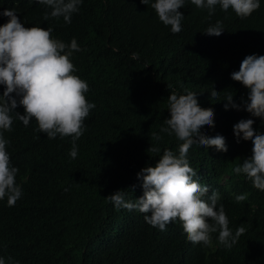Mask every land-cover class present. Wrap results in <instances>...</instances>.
Here are the masks:
<instances>
[{
    "label": "trees",
    "instance_id": "16d2710c",
    "mask_svg": "<svg viewBox=\"0 0 264 264\" xmlns=\"http://www.w3.org/2000/svg\"><path fill=\"white\" fill-rule=\"evenodd\" d=\"M138 1L82 0L66 23L62 16L45 21L44 14L52 9L36 0H0V13L15 6L25 27L51 28L52 37L66 44L76 39L81 51L70 57L74 74L87 82L86 100L96 105L75 142L76 158L70 156L72 137L49 139L36 131L34 118L25 126L12 113V130L3 136L9 141L10 166L19 169L15 181L22 183V195L13 206L7 197L4 207L0 205V257L6 264H131L138 251L127 247L141 230L140 211L117 212L106 197L124 190L126 201L135 203L143 195L137 173L154 167L166 149L179 154L182 142L160 128L170 118L168 97L187 92L197 95L200 107L214 111L215 126H204L201 132L222 135L227 145L226 152L190 147L186 158L197 173L194 179L208 186V195L219 193L217 207L223 205L233 235L245 229L231 248L223 247L219 264H264V191L253 187L245 174L232 171L251 157L253 147L250 140L237 142L233 126L253 119V129L264 134V124L245 110L224 108L228 94L236 103L247 98L248 89L231 79L240 67L234 65L237 60L264 55V0L246 18L219 5L209 15L185 0L189 14L175 34L151 7L155 0L148 5ZM7 21L0 15V25ZM217 21L224 29L220 36L203 34ZM213 88L220 93L217 99L211 98ZM3 90L0 86V94ZM15 111L24 113L22 106ZM153 133L162 139L154 140ZM152 146L160 152L149 151ZM242 194L247 199L237 203L236 196ZM178 222L169 223V231ZM123 227L125 238L115 248L104 247V239ZM185 238L188 244L203 245L190 242L187 234ZM171 243L177 249L184 241L180 237ZM193 254L188 264L219 262L203 260L200 250Z\"/></svg>",
    "mask_w": 264,
    "mask_h": 264
},
{
    "label": "clouds",
    "instance_id": "9594fccd",
    "mask_svg": "<svg viewBox=\"0 0 264 264\" xmlns=\"http://www.w3.org/2000/svg\"><path fill=\"white\" fill-rule=\"evenodd\" d=\"M36 2L52 9L44 14L45 21L62 16L66 23H71V15L79 11L82 0ZM134 2L139 5L138 0ZM140 2L148 5L149 0ZM184 2L155 0L151 4L159 20L165 26H171L174 34L182 30L181 20L189 14L183 8ZM191 3L207 9L209 15L215 12L217 5L223 11L231 8L240 18H246L260 8V0H191ZM17 14L20 16L15 6H7L0 13L8 17V21L0 25V86L4 88L0 94V205L3 207L5 197L8 205L13 206L22 195V183L15 181L19 169L10 166V156L6 150L9 141L3 136V131L12 130V113L15 112V118L25 126L34 118L38 125L36 131L45 133L49 139H55L57 135L61 138L72 137L70 156L76 158L78 150L75 142L83 135L84 120L90 109L96 107L86 100L85 93L89 90L87 82L74 74L76 68L70 57L74 51H81L76 39L66 44L52 37L51 28L25 27ZM223 31L222 22L217 21L203 34L220 36ZM234 65L240 67L231 73V79L248 89V94L246 99L241 98V103H236L233 95H226L225 110H245L251 116L261 118L264 124V55H248L238 59ZM219 94L214 88L210 93L212 99H217ZM196 96L187 92L181 95L172 93L168 97L170 118L165 120L167 127H161L160 132L174 134L182 143L178 155L166 149L154 167L146 166L137 173V178L142 180L143 195L135 203L126 201L124 190L106 197L115 205L117 212L120 208L140 211L138 220L142 224L141 230H137V236L131 239L127 247L130 251H138L131 264H188L189 258L198 250L203 260L217 258L219 264L223 247L231 248L245 232L240 227L233 235L223 205L217 207L219 193L212 191L208 195V186H202L194 179L197 173L186 158L193 144L206 149L215 148L220 152L227 151L222 135L208 136L201 132L204 126H215L214 111L200 107ZM18 106L23 107V114L15 111ZM253 124V119H242L233 126L237 142L250 140L253 147L251 157L232 171L238 175L245 174L253 187L264 191V134L255 131ZM152 138L156 141L162 139L158 133H153ZM148 150L160 152L155 146ZM235 199L239 203L246 200L247 195H238ZM177 219L178 226L174 231H169L168 224ZM215 232H218V237ZM186 234L190 242L203 245L188 244ZM114 235L113 238L104 239V247L115 248L127 235V227ZM180 237L184 241L183 246L173 249L171 240ZM0 264H6L3 257H0Z\"/></svg>",
    "mask_w": 264,
    "mask_h": 264
}]
</instances>
